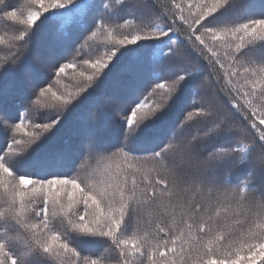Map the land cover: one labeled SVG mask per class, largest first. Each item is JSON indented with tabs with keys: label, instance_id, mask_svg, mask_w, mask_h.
Listing matches in <instances>:
<instances>
[{
	"label": "snow or ice",
	"instance_id": "snow-or-ice-1",
	"mask_svg": "<svg viewBox=\"0 0 264 264\" xmlns=\"http://www.w3.org/2000/svg\"><path fill=\"white\" fill-rule=\"evenodd\" d=\"M0 22V264H264V0H0Z\"/></svg>",
	"mask_w": 264,
	"mask_h": 264
},
{
	"label": "trees",
	"instance_id": "trees-1",
	"mask_svg": "<svg viewBox=\"0 0 264 264\" xmlns=\"http://www.w3.org/2000/svg\"><path fill=\"white\" fill-rule=\"evenodd\" d=\"M14 3L17 4H23L25 2V0H13ZM11 34V27L10 26H6L3 22H0V34ZM87 35V33L85 34ZM83 38H81L82 40ZM47 42H48V38L47 36H44L42 38L41 41V51L42 54H46V46H47ZM91 45V49L90 50H85V52L83 53V58L87 59V58H96L97 56H100L103 54V52L105 51V47H104V36L100 35L98 36L95 40L89 41L88 42ZM63 62V61H62ZM121 80H127L129 79V77L127 75H122L120 77ZM64 84H71L72 81L65 79L63 81ZM5 86H11V80H0V88H3ZM115 89H113L111 86H107V87H101L100 89H97L96 92L93 93V96H95L97 93L100 94V100L101 103L103 104L104 108L107 109L109 107L108 104L104 103L105 97L109 96V95H113L115 93ZM11 95L9 97V100L11 101ZM88 102H85V109H87L88 107ZM32 118V117H30ZM75 127V121H74V116L70 115L67 117V124L65 126L64 129L61 130V135L62 136H71L72 131L74 130ZM3 137L2 135H0V141H2ZM58 145L53 143L50 145V147H57Z\"/></svg>",
	"mask_w": 264,
	"mask_h": 264
}]
</instances>
